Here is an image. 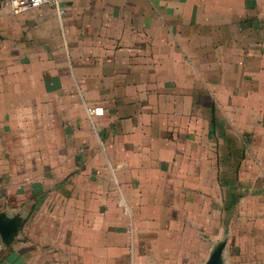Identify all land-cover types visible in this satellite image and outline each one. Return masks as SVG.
Segmentation results:
<instances>
[{
    "label": "crops",
    "instance_id": "1",
    "mask_svg": "<svg viewBox=\"0 0 264 264\" xmlns=\"http://www.w3.org/2000/svg\"><path fill=\"white\" fill-rule=\"evenodd\" d=\"M50 1L0 13V264H205L212 116L264 130V0Z\"/></svg>",
    "mask_w": 264,
    "mask_h": 264
},
{
    "label": "rangeland",
    "instance_id": "2",
    "mask_svg": "<svg viewBox=\"0 0 264 264\" xmlns=\"http://www.w3.org/2000/svg\"><path fill=\"white\" fill-rule=\"evenodd\" d=\"M215 116L220 127L208 137L209 142L213 139L209 143V165L217 166L220 173L223 204L230 205L228 190H235L241 197L236 205L225 206L229 212L224 217L230 219H225L224 240L230 244L235 264H264V130L260 131V121L249 133L242 127L235 130L226 109L214 114L210 123Z\"/></svg>",
    "mask_w": 264,
    "mask_h": 264
},
{
    "label": "water",
    "instance_id": "3",
    "mask_svg": "<svg viewBox=\"0 0 264 264\" xmlns=\"http://www.w3.org/2000/svg\"><path fill=\"white\" fill-rule=\"evenodd\" d=\"M22 223L20 215L9 216L7 212L0 211V240L4 245L8 246L17 239ZM226 244L223 240L214 245L205 264H226Z\"/></svg>",
    "mask_w": 264,
    "mask_h": 264
},
{
    "label": "built area",
    "instance_id": "4",
    "mask_svg": "<svg viewBox=\"0 0 264 264\" xmlns=\"http://www.w3.org/2000/svg\"><path fill=\"white\" fill-rule=\"evenodd\" d=\"M50 4V0H5L0 5V13L6 12L12 15H20L40 8L43 5ZM87 111L93 116L103 115V109L101 107H94L87 109ZM123 213L127 214V211L124 210Z\"/></svg>",
    "mask_w": 264,
    "mask_h": 264
},
{
    "label": "trees",
    "instance_id": "5",
    "mask_svg": "<svg viewBox=\"0 0 264 264\" xmlns=\"http://www.w3.org/2000/svg\"><path fill=\"white\" fill-rule=\"evenodd\" d=\"M230 197V196H229ZM233 203L231 197L229 198V204L231 205Z\"/></svg>",
    "mask_w": 264,
    "mask_h": 264
}]
</instances>
